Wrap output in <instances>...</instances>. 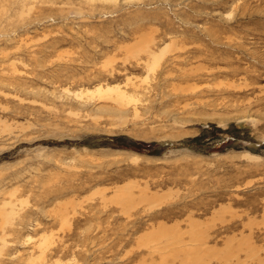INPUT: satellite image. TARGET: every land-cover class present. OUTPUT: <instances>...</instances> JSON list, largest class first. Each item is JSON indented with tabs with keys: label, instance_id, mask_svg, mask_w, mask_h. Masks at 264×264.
I'll list each match as a JSON object with an SVG mask.
<instances>
[{
	"label": "rangeland",
	"instance_id": "374dc122",
	"mask_svg": "<svg viewBox=\"0 0 264 264\" xmlns=\"http://www.w3.org/2000/svg\"><path fill=\"white\" fill-rule=\"evenodd\" d=\"M0 264H264V0H0Z\"/></svg>",
	"mask_w": 264,
	"mask_h": 264
}]
</instances>
